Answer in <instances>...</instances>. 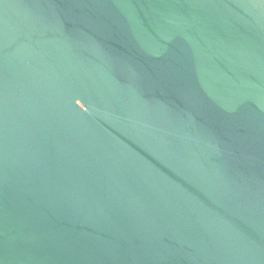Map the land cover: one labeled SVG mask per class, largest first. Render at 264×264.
Segmentation results:
<instances>
[{
    "label": "water",
    "instance_id": "obj_1",
    "mask_svg": "<svg viewBox=\"0 0 264 264\" xmlns=\"http://www.w3.org/2000/svg\"><path fill=\"white\" fill-rule=\"evenodd\" d=\"M0 264H264V0H0Z\"/></svg>",
    "mask_w": 264,
    "mask_h": 264
}]
</instances>
